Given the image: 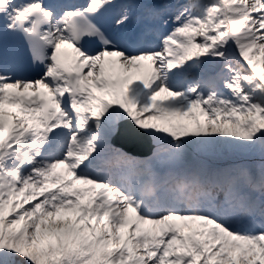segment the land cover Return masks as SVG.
<instances>
[{"label":"snow or ice","instance_id":"1","mask_svg":"<svg viewBox=\"0 0 264 264\" xmlns=\"http://www.w3.org/2000/svg\"><path fill=\"white\" fill-rule=\"evenodd\" d=\"M0 264H264V0H0Z\"/></svg>","mask_w":264,"mask_h":264}]
</instances>
